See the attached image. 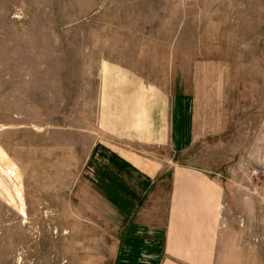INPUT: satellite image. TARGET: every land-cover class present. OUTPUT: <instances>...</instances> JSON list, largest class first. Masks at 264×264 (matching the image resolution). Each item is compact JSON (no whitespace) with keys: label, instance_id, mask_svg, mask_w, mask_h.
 <instances>
[{"label":"rangeland","instance_id":"rangeland-1","mask_svg":"<svg viewBox=\"0 0 264 264\" xmlns=\"http://www.w3.org/2000/svg\"><path fill=\"white\" fill-rule=\"evenodd\" d=\"M112 150L220 187L194 264H264V0H0V264H166Z\"/></svg>","mask_w":264,"mask_h":264},{"label":"crops","instance_id":"crops-1","mask_svg":"<svg viewBox=\"0 0 264 264\" xmlns=\"http://www.w3.org/2000/svg\"><path fill=\"white\" fill-rule=\"evenodd\" d=\"M96 153L99 158L103 154L100 151ZM108 155L107 163L103 162L106 165L95 161L94 166L97 172L102 173V184L108 185L110 197L122 212L135 216L142 202L151 196L158 199L159 205L161 199L167 203L162 221L156 224L146 222L144 213L147 210L141 219L146 234L156 235L155 242L162 244L166 264H194L192 260L215 257L221 191L212 177L194 170L173 171L157 179V192L151 194L149 187L154 184L151 180L160 171L137 164L123 152L112 150Z\"/></svg>","mask_w":264,"mask_h":264}]
</instances>
